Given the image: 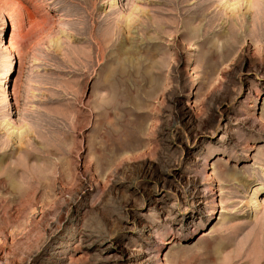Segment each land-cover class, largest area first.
I'll use <instances>...</instances> for the list:
<instances>
[{"label": "rangeland", "instance_id": "374dc122", "mask_svg": "<svg viewBox=\"0 0 264 264\" xmlns=\"http://www.w3.org/2000/svg\"><path fill=\"white\" fill-rule=\"evenodd\" d=\"M0 264H264V0H0Z\"/></svg>", "mask_w": 264, "mask_h": 264}, {"label": "bare ground", "instance_id": "6f19581e", "mask_svg": "<svg viewBox=\"0 0 264 264\" xmlns=\"http://www.w3.org/2000/svg\"><path fill=\"white\" fill-rule=\"evenodd\" d=\"M90 63H91V61H90ZM10 129H11V127L6 128L7 131H9ZM257 206H258V205H257Z\"/></svg>", "mask_w": 264, "mask_h": 264}]
</instances>
